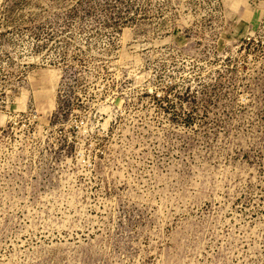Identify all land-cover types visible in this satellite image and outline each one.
I'll list each match as a JSON object with an SVG mask.
<instances>
[{"label":"rangeland","instance_id":"obj_1","mask_svg":"<svg viewBox=\"0 0 264 264\" xmlns=\"http://www.w3.org/2000/svg\"><path fill=\"white\" fill-rule=\"evenodd\" d=\"M0 264H264V0H1Z\"/></svg>","mask_w":264,"mask_h":264},{"label":"crops","instance_id":"obj_2","mask_svg":"<svg viewBox=\"0 0 264 264\" xmlns=\"http://www.w3.org/2000/svg\"><path fill=\"white\" fill-rule=\"evenodd\" d=\"M42 78L48 83V80L50 78L48 72H45L41 74ZM49 84L46 85V87H44V89L42 91H40V93H38V95L40 94V96H45L48 101H52L51 99V93H49L48 91L51 90V86H48Z\"/></svg>","mask_w":264,"mask_h":264},{"label":"bare ground","instance_id":"obj_3","mask_svg":"<svg viewBox=\"0 0 264 264\" xmlns=\"http://www.w3.org/2000/svg\"><path fill=\"white\" fill-rule=\"evenodd\" d=\"M0 2H1V0H0Z\"/></svg>","mask_w":264,"mask_h":264}]
</instances>
